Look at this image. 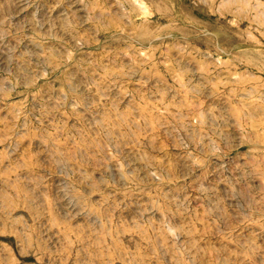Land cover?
<instances>
[{
    "label": "rangeland",
    "instance_id": "374dc122",
    "mask_svg": "<svg viewBox=\"0 0 264 264\" xmlns=\"http://www.w3.org/2000/svg\"><path fill=\"white\" fill-rule=\"evenodd\" d=\"M0 264H264V0H0Z\"/></svg>",
    "mask_w": 264,
    "mask_h": 264
}]
</instances>
